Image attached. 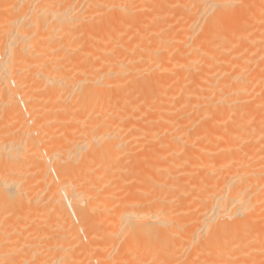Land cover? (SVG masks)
Listing matches in <instances>:
<instances>
[{
	"label": "bare ground",
	"instance_id": "bare-ground-1",
	"mask_svg": "<svg viewBox=\"0 0 264 264\" xmlns=\"http://www.w3.org/2000/svg\"><path fill=\"white\" fill-rule=\"evenodd\" d=\"M96 259L264 264V0H0V264Z\"/></svg>",
	"mask_w": 264,
	"mask_h": 264
},
{
	"label": "rangeland",
	"instance_id": "rangeland-1",
	"mask_svg": "<svg viewBox=\"0 0 264 264\" xmlns=\"http://www.w3.org/2000/svg\"><path fill=\"white\" fill-rule=\"evenodd\" d=\"M82 233H83V234H82ZM81 234H82V235H81ZM80 235H81V237L84 235V236H83L82 244H83V243L85 244L84 247H85V249L88 250V252H87L86 255H87V257H90V254H93V253L95 252V248H96V246H94L95 244H90V243H89L90 240L87 239V238H89V237H88V236L86 237L85 234H84V232H81ZM85 238H86V240H85ZM84 241H85V242H84ZM87 243H89V244H87ZM72 244H73V245H72ZM76 244H77V243H74V242H68L69 247H70V246H71V247L73 246L72 248H69V249H76V252H75L74 250H73L72 252H71V250H69V249H68V250L70 251V253H73V252H74V253H77V252H78V255H79V253H81V252H79L80 248H79L78 244H77L78 247L76 246ZM79 244H80V243H79ZM87 245H88V247H87ZM91 248H92V249H91ZM77 249H78V251H77ZM68 250H67V251H68ZM90 252H91V253H90ZM93 255H94V254H93ZM79 256H80V255H79ZM78 259L81 260V261L84 260V259H83V256H82V257L80 256ZM81 261H79V262H81ZM93 263H96V264H97V263H98V260H97V259L94 260ZM98 264H99V263H98Z\"/></svg>",
	"mask_w": 264,
	"mask_h": 264
}]
</instances>
